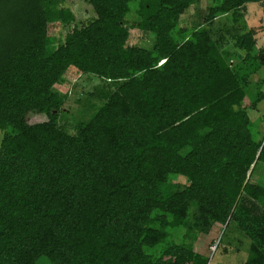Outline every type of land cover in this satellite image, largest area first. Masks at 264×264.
<instances>
[{"label":"trees","instance_id":"trees-1","mask_svg":"<svg viewBox=\"0 0 264 264\" xmlns=\"http://www.w3.org/2000/svg\"><path fill=\"white\" fill-rule=\"evenodd\" d=\"M64 1L0 0V264H208L193 243L231 221L243 264H264V130L243 104L264 97L256 29L228 31L234 61L206 26L249 0H213L188 28L197 0H87L94 17L50 34ZM73 69L100 82L70 132L57 88Z\"/></svg>","mask_w":264,"mask_h":264},{"label":"rangeland","instance_id":"rangeland-1","mask_svg":"<svg viewBox=\"0 0 264 264\" xmlns=\"http://www.w3.org/2000/svg\"><path fill=\"white\" fill-rule=\"evenodd\" d=\"M73 17L68 21L59 19H51L48 21V32L53 35L63 36L74 28L84 26L92 17L94 12L87 0H65ZM213 0H197L183 14L180 26L184 28L196 25L200 20V13L208 10L213 5ZM209 32L218 42L221 50H229L234 61H238L244 54L241 51L232 54L231 40L228 31L237 34L239 26H243L246 30L250 28L256 29L255 43L251 50V55L260 60V68L252 73L248 78L251 86L258 85L259 90L264 94V1L258 2L246 1L242 8L231 10L230 12L213 18L206 24ZM240 30V29H239ZM153 41V34L142 31L138 28H131L127 43L137 44L146 48H150ZM263 60V61H262ZM232 62V59H231ZM100 80L93 74L78 73L74 69L65 74V80L60 83L57 89L64 92L68 87L67 98L65 100V110L59 115V124L68 131H75L79 112L83 113L84 108H88L90 104H98L99 101L95 97H91L89 92L94 90V86L99 84ZM78 86V87H76ZM255 92V91H254ZM256 98V97H254ZM243 104L247 107L250 118L255 122L254 126L264 130V97L252 107L249 98L243 100ZM47 117L42 113H29L26 121L30 124L46 120ZM254 129V128H253ZM3 136V130L0 129V143ZM258 177L252 179L264 178V169L261 167L257 170ZM185 182L184 178H178ZM264 179L262 180V182ZM181 232V231H180ZM180 235V234H178ZM177 238L179 236H176ZM249 238L238 228V224L231 221L228 226L215 223L208 234L200 235L193 243L194 249L206 255L213 256L211 264H243L248 255ZM40 264H49L42 260Z\"/></svg>","mask_w":264,"mask_h":264},{"label":"built area","instance_id":"built-area-1","mask_svg":"<svg viewBox=\"0 0 264 264\" xmlns=\"http://www.w3.org/2000/svg\"><path fill=\"white\" fill-rule=\"evenodd\" d=\"M209 258L210 259H209V263L208 264H211V259L213 258V256H210Z\"/></svg>","mask_w":264,"mask_h":264}]
</instances>
